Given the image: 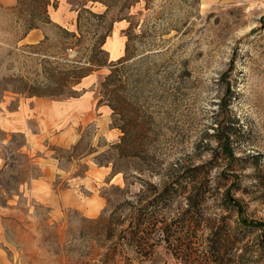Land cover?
Wrapping results in <instances>:
<instances>
[{
	"label": "rangeland",
	"instance_id": "1",
	"mask_svg": "<svg viewBox=\"0 0 264 264\" xmlns=\"http://www.w3.org/2000/svg\"><path fill=\"white\" fill-rule=\"evenodd\" d=\"M50 1V22L29 42L19 39L16 0H0V247L12 264H106L103 233L89 219L120 210L111 186L124 182L94 159L104 160L119 127L134 153L122 162L132 174L127 194L149 201L178 175L170 210L190 216L131 264H264V0ZM58 26L80 33L73 48ZM104 39L105 66L82 79L76 97L13 92H51L56 61H84ZM116 45L124 56L111 61ZM31 176L102 205L90 217L52 193L51 206L32 196ZM227 193L257 226L239 221Z\"/></svg>",
	"mask_w": 264,
	"mask_h": 264
},
{
	"label": "trees",
	"instance_id": "2",
	"mask_svg": "<svg viewBox=\"0 0 264 264\" xmlns=\"http://www.w3.org/2000/svg\"><path fill=\"white\" fill-rule=\"evenodd\" d=\"M49 6L55 7V4L50 0H16V4L10 9L18 15L20 25L24 28L19 39L24 38L30 30L37 29L40 25L50 22L48 16ZM77 22V28L79 29L81 28L79 15ZM58 28L62 37L69 41L64 44L67 45L66 48H73L79 39L80 33L61 26H58ZM46 39L47 37L44 36L36 46L44 47ZM104 43L105 39L101 40V43L96 41L93 44L90 57L84 61L75 60L69 66H63L56 61V65H54L52 70L57 79H54L50 84L54 88L51 92L40 91L41 87L37 85H22L20 89L13 90V92L24 93L27 96L76 97L77 87L82 79L105 66L98 55L101 51L100 46H103ZM103 50L108 54L106 49ZM123 56L124 53L115 60L119 61ZM112 77L113 69H110V72L103 78L102 85ZM219 126H221L220 122L216 126L218 131L221 128ZM119 129L121 135L118 140L108 144L106 150L100 153L104 160L94 159L98 166H110L112 176L121 173L124 182L123 187L118 185L111 186L113 191L119 195L120 199L117 203L120 210L118 212L111 210L110 213H107L108 210L106 208L99 217L89 219V221L97 224L103 233L106 242L104 245V262L106 264H131L133 260L141 262L147 259L151 255L154 246L161 242L169 241V236H174L176 232H180L176 228L182 216L185 215L187 219H190V216H188L189 212H186L188 210L183 212L182 216L181 214L172 213L170 210L172 194L181 184L179 183L178 175H167L166 180L162 179L163 190L154 193L149 201H146V199L144 201L140 197L135 202L132 198L133 196L131 197V195L127 194L130 193L129 187L132 184V174L130 167L122 164V162L134 157V153H132L130 133L122 127H119ZM224 142L223 152L228 156H232V151L227 145V137ZM36 177L38 176H31L30 179ZM152 186L155 190L158 189L156 184H152ZM224 198L236 210L238 219L242 224L253 227L259 224L248 220L244 215V209L241 204L228 193L225 194ZM106 200L108 204L111 203L109 197H106ZM181 221L185 222L184 219Z\"/></svg>",
	"mask_w": 264,
	"mask_h": 264
},
{
	"label": "crops",
	"instance_id": "3",
	"mask_svg": "<svg viewBox=\"0 0 264 264\" xmlns=\"http://www.w3.org/2000/svg\"><path fill=\"white\" fill-rule=\"evenodd\" d=\"M15 0H8V3L11 4ZM41 34L39 29H32L30 30L27 35L26 39H28L29 42H34L40 38ZM106 42V41H105ZM105 44V43H104ZM115 48L117 49L118 53L114 54V58L111 60H115L123 55L124 48L122 50V47L116 45ZM30 193H32V196L36 198L37 200L47 202L51 206H54L56 203V198L52 195V193H60L58 195V202H62L64 205H70L74 208H80L84 209L86 214H88L90 217H94L96 213L99 211L102 201H98L95 205L93 203H90L87 206H84L82 198H78L79 196H74L72 193H77L71 188H65L62 189L60 192H55L52 188V183L48 180L40 181L37 178H34V183L30 186ZM56 196V194H55ZM0 264H12L10 259L8 258L6 252L0 247Z\"/></svg>",
	"mask_w": 264,
	"mask_h": 264
}]
</instances>
